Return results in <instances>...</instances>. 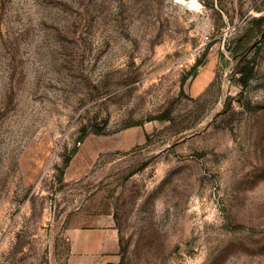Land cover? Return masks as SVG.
Listing matches in <instances>:
<instances>
[{
	"label": "rangeland",
	"instance_id": "374dc122",
	"mask_svg": "<svg viewBox=\"0 0 264 264\" xmlns=\"http://www.w3.org/2000/svg\"><path fill=\"white\" fill-rule=\"evenodd\" d=\"M84 209L124 264H264V0H0V264Z\"/></svg>",
	"mask_w": 264,
	"mask_h": 264
},
{
	"label": "crops",
	"instance_id": "0c3cea01",
	"mask_svg": "<svg viewBox=\"0 0 264 264\" xmlns=\"http://www.w3.org/2000/svg\"><path fill=\"white\" fill-rule=\"evenodd\" d=\"M67 235L68 264L121 262L120 233L112 213L84 209L73 216Z\"/></svg>",
	"mask_w": 264,
	"mask_h": 264
},
{
	"label": "trees",
	"instance_id": "16d2710c",
	"mask_svg": "<svg viewBox=\"0 0 264 264\" xmlns=\"http://www.w3.org/2000/svg\"><path fill=\"white\" fill-rule=\"evenodd\" d=\"M200 65H201V61L198 60V61L196 62V64L192 67V69H191L190 72H196V70L199 68ZM186 80H187V77L185 76V77L183 78V82H185ZM159 119L163 121V120L167 119V116H166V115L160 116ZM74 153H76V150L73 151V154H74ZM70 159H71V157H69V159H67L65 165H68V163L70 162ZM110 264H124V262L121 261V262H119V263H110Z\"/></svg>",
	"mask_w": 264,
	"mask_h": 264
}]
</instances>
